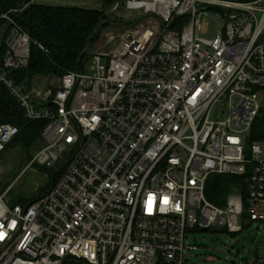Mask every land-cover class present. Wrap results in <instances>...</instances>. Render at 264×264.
Segmentation results:
<instances>
[{"label": "built area", "instance_id": "obj_1", "mask_svg": "<svg viewBox=\"0 0 264 264\" xmlns=\"http://www.w3.org/2000/svg\"><path fill=\"white\" fill-rule=\"evenodd\" d=\"M41 1L0 12V84L46 123L24 171L54 176L28 205L0 189V264H184L188 233L264 222V0H58L114 18L93 76L45 91L13 79L31 46L13 15ZM17 134L0 125V154ZM213 175L243 178L244 194L211 204Z\"/></svg>", "mask_w": 264, "mask_h": 264}, {"label": "trees", "instance_id": "obj_2", "mask_svg": "<svg viewBox=\"0 0 264 264\" xmlns=\"http://www.w3.org/2000/svg\"><path fill=\"white\" fill-rule=\"evenodd\" d=\"M28 1L0 0V12L21 7ZM13 18L31 39L28 65L26 69L15 73L13 79L29 87L37 77L61 79L65 74L80 69L83 61L90 58L88 53L83 56L77 68L81 54L88 43L90 47L97 40L100 24H107L104 11L43 4L31 5L21 13L14 14ZM106 24L102 30L106 28ZM4 124L12 125L18 130V134L4 151L8 147H20L32 153L34 146L38 150L42 148L40 134L46 123L29 121L16 100L0 84V125ZM51 175L52 179L54 174ZM244 185V179L240 177L213 175L207 181L205 196L211 204L222 207L231 193L244 194ZM49 186L42 190L41 195L48 191ZM10 204L25 205L21 201Z\"/></svg>", "mask_w": 264, "mask_h": 264}, {"label": "rangeland", "instance_id": "obj_3", "mask_svg": "<svg viewBox=\"0 0 264 264\" xmlns=\"http://www.w3.org/2000/svg\"><path fill=\"white\" fill-rule=\"evenodd\" d=\"M41 2L43 5L84 10L99 8V5L94 3L74 2L66 5L58 0H43ZM113 18L114 16L109 14L107 21ZM200 20L206 24L205 37L213 38L221 24L215 13L210 12L207 16H201ZM101 37L102 33H99L97 40L89 47V56L100 46ZM92 67L93 62L88 58L83 61L80 69L87 77H91L93 76ZM59 82L57 78L37 77L34 79L33 85L35 88L45 91L48 88L56 87ZM216 113H218L217 119L225 116L222 109ZM36 147L33 148L36 149ZM35 149L30 153L20 147H8L0 155V189L3 192L11 188L8 194L10 203L21 201L22 204L28 205L40 197L42 190L51 183V173L54 172L46 167L34 165L24 171L30 162V158L38 151ZM185 245L195 246L197 249L196 251H185L184 264H244L245 262L264 264V222H249V226L238 234H229L216 227L205 232L193 231L188 233Z\"/></svg>", "mask_w": 264, "mask_h": 264}, {"label": "water", "instance_id": "obj_4", "mask_svg": "<svg viewBox=\"0 0 264 264\" xmlns=\"http://www.w3.org/2000/svg\"><path fill=\"white\" fill-rule=\"evenodd\" d=\"M105 24H106V23H102V24H100V26L98 27L97 31H99V30H100ZM88 50H89V43H88L86 49L84 50V52L81 54V56H80V58H79V60H78V62H77V68H78V66H79V64H80V62H81L82 57L85 56V55L88 53ZM76 70H77V69H76Z\"/></svg>", "mask_w": 264, "mask_h": 264}]
</instances>
